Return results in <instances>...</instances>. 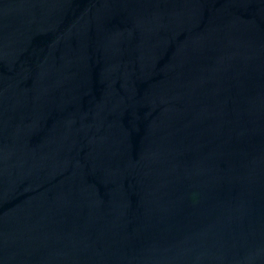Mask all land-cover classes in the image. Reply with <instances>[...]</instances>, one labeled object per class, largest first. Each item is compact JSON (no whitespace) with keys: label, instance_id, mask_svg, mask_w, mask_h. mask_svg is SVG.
Returning <instances> with one entry per match:
<instances>
[{"label":"water","instance_id":"95a60500","mask_svg":"<svg viewBox=\"0 0 264 264\" xmlns=\"http://www.w3.org/2000/svg\"><path fill=\"white\" fill-rule=\"evenodd\" d=\"M0 264H264V0H0Z\"/></svg>","mask_w":264,"mask_h":264}]
</instances>
